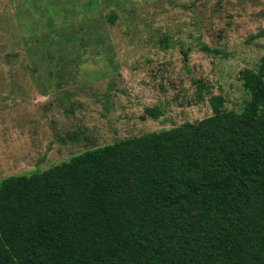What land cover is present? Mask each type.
Returning <instances> with one entry per match:
<instances>
[{
	"label": "rangeland",
	"instance_id": "374dc122",
	"mask_svg": "<svg viewBox=\"0 0 264 264\" xmlns=\"http://www.w3.org/2000/svg\"><path fill=\"white\" fill-rule=\"evenodd\" d=\"M244 69L264 75V0H0V181L202 120L212 96L241 111Z\"/></svg>",
	"mask_w": 264,
	"mask_h": 264
},
{
	"label": "trees",
	"instance_id": "16d2710c",
	"mask_svg": "<svg viewBox=\"0 0 264 264\" xmlns=\"http://www.w3.org/2000/svg\"><path fill=\"white\" fill-rule=\"evenodd\" d=\"M240 75L241 111L212 96L202 120L1 180L0 264H264V75Z\"/></svg>",
	"mask_w": 264,
	"mask_h": 264
}]
</instances>
